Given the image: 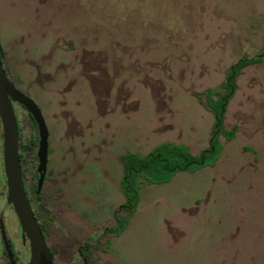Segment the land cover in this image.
<instances>
[{
	"label": "rangeland",
	"instance_id": "obj_1",
	"mask_svg": "<svg viewBox=\"0 0 264 264\" xmlns=\"http://www.w3.org/2000/svg\"><path fill=\"white\" fill-rule=\"evenodd\" d=\"M0 43L45 119L50 167L81 221L70 222L99 230L125 202L126 153L209 147L208 91L264 52V0H0ZM235 81L224 118L235 136L219 135L215 165L144 183L106 261L264 264V54Z\"/></svg>",
	"mask_w": 264,
	"mask_h": 264
},
{
	"label": "flooded vegetation",
	"instance_id": "obj_2",
	"mask_svg": "<svg viewBox=\"0 0 264 264\" xmlns=\"http://www.w3.org/2000/svg\"><path fill=\"white\" fill-rule=\"evenodd\" d=\"M14 102L12 105L18 125V160L23 187L38 223L44 248H40L33 256L31 239L26 230L21 227L14 206L8 200L0 121V264H117L110 260L106 261V257L102 254L110 250L114 237L126 229L133 213L118 209L112 215L111 223L102 225L99 230L87 229L81 224L74 227L70 222L73 217L68 212L67 194L64 188L56 183L57 172L52 166L50 167L52 149L49 142H47L45 168L39 169L37 123L24 106ZM16 104L21 111L17 109ZM121 211H126L128 217H122L119 214ZM72 220H76L77 223L81 222L78 218ZM122 224H125L124 228L118 230L116 227ZM77 233L86 237L87 240H78L72 242L71 245H66L63 238Z\"/></svg>",
	"mask_w": 264,
	"mask_h": 264
},
{
	"label": "trees",
	"instance_id": "obj_3",
	"mask_svg": "<svg viewBox=\"0 0 264 264\" xmlns=\"http://www.w3.org/2000/svg\"><path fill=\"white\" fill-rule=\"evenodd\" d=\"M263 54L264 52H260L252 58L239 59L232 65L226 80L221 84L223 91H208L206 106L214 115L208 148L194 154L184 144L165 141L146 154L128 152L122 157L123 175L120 185L125 202L119 206V209H124L131 214L135 212L140 189L144 183H168L178 172H194L204 166L215 165L223 150L219 135L222 134L227 140L235 136V127L224 128V118L228 102L237 87L236 77L243 67L261 61ZM124 225H118L116 228L121 230Z\"/></svg>",
	"mask_w": 264,
	"mask_h": 264
},
{
	"label": "water",
	"instance_id": "obj_4",
	"mask_svg": "<svg viewBox=\"0 0 264 264\" xmlns=\"http://www.w3.org/2000/svg\"><path fill=\"white\" fill-rule=\"evenodd\" d=\"M14 101L24 106L37 123L39 131V169H44L48 148L47 126L41 110L34 100L19 90L7 76L2 62V46L0 43V121L3 134V165L8 184V200L14 206L21 227L26 230L31 239L33 256H35L40 248H44V242L23 187L18 160V125L12 105Z\"/></svg>",
	"mask_w": 264,
	"mask_h": 264
}]
</instances>
